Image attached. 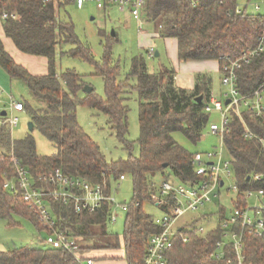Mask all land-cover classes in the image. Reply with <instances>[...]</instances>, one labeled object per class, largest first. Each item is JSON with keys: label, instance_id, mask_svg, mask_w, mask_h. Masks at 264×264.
Listing matches in <instances>:
<instances>
[{"label": "trees", "instance_id": "1", "mask_svg": "<svg viewBox=\"0 0 264 264\" xmlns=\"http://www.w3.org/2000/svg\"><path fill=\"white\" fill-rule=\"evenodd\" d=\"M70 3V0L58 4H44L41 0H0V15L5 11L17 14L16 18L3 19L6 35L20 51L48 60L46 74H33L14 59L0 39V65L12 79H20L27 85L34 102L22 100L25 110L31 116L34 129H39L56 147L54 154L40 155L30 130L24 138L14 139L7 125L0 126V216L21 214L41 230L36 215L21 194L4 187L5 173L8 177L16 174L12 152L34 177L57 167L94 183L104 180L109 183L111 176L129 174L133 180L132 203L140 204L132 205L126 212L122 236L107 231L109 202H104L95 212L81 213L76 212L73 205L53 200L51 203L60 225L80 237L83 250L124 248L128 264H144L150 235L161 231L153 216L144 210V203L152 202L158 175L172 176L182 182L197 180L193 165L195 153L180 144L173 133L181 131L195 144L201 140L209 124L210 113L205 112V105L210 97L212 78L206 73H197L193 89L179 86L174 68L163 65L151 71L146 58L139 53L132 57L127 79L120 80V65L112 61V34L107 35L103 60L96 61L90 46L77 36L73 22L61 16ZM144 14L161 37L177 39L181 61L218 60L223 65L225 57L233 58L256 47L264 32V13L239 9L237 0H146ZM67 43L73 46L65 49ZM59 50L62 56L81 57L95 64L97 73L104 78L105 98L97 95L93 88L83 98L78 96L84 87L83 75L75 69L58 72ZM238 75L242 94L252 93L264 85V52L244 64ZM130 78L136 80L133 88L139 95L138 156L133 155L134 144L126 138L128 106L124 94ZM200 95H203L202 102L196 100ZM79 104L94 107L109 117L112 128L130 152L127 159L107 161L98 143L78 121ZM248 129L264 137V119L249 110H244L242 115L232 110L231 132L226 135L225 144L241 191L240 205H248L245 196L248 189L264 188V149L258 138L246 136ZM165 163L168 166L165 167ZM256 175H261V179H256ZM224 219V211H221L214 227L206 234H191L188 241L176 235L170 243L167 264H229V259L234 262L236 255L231 247H226L225 258L216 257L217 243L224 238L221 224ZM235 228L242 230L240 224ZM243 244L246 264H264V236L250 234L245 229ZM0 264H74V258L71 253L48 247L41 240L40 245L0 248Z\"/></svg>", "mask_w": 264, "mask_h": 264}, {"label": "built area", "instance_id": "2", "mask_svg": "<svg viewBox=\"0 0 264 264\" xmlns=\"http://www.w3.org/2000/svg\"><path fill=\"white\" fill-rule=\"evenodd\" d=\"M44 4H58L65 0H41ZM78 8H82L86 0H70ZM97 6L101 9H108L110 6H118L120 9L130 7L132 16L138 21L139 29L142 30L143 22L146 20L144 10L146 0H96ZM2 19L9 17L16 18L14 12H3ZM264 52V32L259 36L256 47L247 49L238 56L225 57V63L221 66V83L225 86L221 98L211 93L205 105V112L213 111L220 114L221 123L212 122L209 124L210 133L221 137L219 147L215 151L196 152L193 158L194 170L197 180L193 182H182L174 177H165L161 184L156 185V191L151 194L152 202L163 211V217L153 218L155 224L161 227V231L153 233L149 237L148 247L144 264H167V253L172 239L180 235L183 241H188L191 234H206L208 228L204 225L196 226L195 217L183 221L181 219L188 212L199 213L212 203L220 194V188L225 185L223 174L234 176L232 160H224L226 148L225 138L231 132L232 110L242 115L244 110H249L255 116L264 119V85H261L254 92L242 94L238 88V71L244 64L250 63L256 56ZM149 56H155V48L148 50ZM0 91V126L7 125L11 130L19 123V113L25 110L24 102L10 95V101L6 102L1 97ZM230 103L226 104V100ZM6 111V115H3ZM247 137H256L260 140L264 149V137H260L248 129ZM11 160L14 163L16 174L6 178L4 187L12 192L20 193L23 200L30 205L36 215L41 229L46 231L45 237L41 240L51 248L62 249L71 253L74 264H97L96 259L90 251L82 249L81 239L70 228H63L60 225L57 214L54 211L51 201L61 202L64 205H73L76 212H95L104 202L111 204L109 220L117 221L119 211L127 212L139 202L128 204L117 203L111 193L113 180L120 183L127 178L121 174L118 178L110 177L109 183H94L84 177L70 175L57 167L50 171H43L38 177H34L30 169L22 161L11 153ZM256 175V179H261ZM120 183L118 185L120 186ZM223 183V184H222ZM235 199L234 213L225 218L221 224L224 229V238L217 243L216 257L223 259L227 256L226 247L235 251L236 264H246V257L243 253V236L245 229L250 234L264 236V201L261 206L254 208L255 216L249 213L248 205L239 204L240 188L237 182L232 188ZM264 197V188L248 189L245 196ZM195 215V214H194ZM240 224L242 230H237L236 225ZM229 264H234L229 259Z\"/></svg>", "mask_w": 264, "mask_h": 264}, {"label": "rangeland", "instance_id": "3", "mask_svg": "<svg viewBox=\"0 0 264 264\" xmlns=\"http://www.w3.org/2000/svg\"><path fill=\"white\" fill-rule=\"evenodd\" d=\"M72 2V1H71ZM62 18L70 20L75 26V32L77 36L90 46L96 61H102L105 53V45L108 42L109 34H112V61L119 63L120 72L119 79L125 80L128 77V73L131 68V61L134 55L142 53L146 58L149 69L151 71H157L161 66H167L175 68L180 71L183 61H181L177 55V52L173 50L172 44L169 45L167 53L165 51V44L163 37H156L154 39V48L160 50V56H149L147 47H142L140 44L141 31L150 29L149 22L144 20L142 30L139 29L138 21L132 16L130 7L120 9L118 6H110L108 9H101L97 6L96 0H86L82 8H78L74 3L68 4L61 13ZM94 17V19H92ZM151 24V27H154ZM115 32L113 35L112 32ZM166 42V41H165ZM167 44V43H166ZM73 45L67 43L64 45L65 49L71 48ZM149 50V49H148ZM33 69L43 70L47 66L45 58L35 60L33 62ZM66 69H75L78 73L83 75L84 87L78 92V96L83 98L88 92V89L93 88L94 92L105 98V82L104 78L97 73L94 63L83 59L81 57H73L69 55L62 56L60 50L57 55V70L62 73ZM187 70H190L188 68ZM180 72L181 81L184 82L186 75H189V71ZM186 72V73H183ZM192 73V71L190 72ZM213 83H215V93L220 98L225 86L221 84V73L214 71ZM179 79H176V83H179ZM136 84V80L133 78L128 79V85L125 92V103L128 106V132L126 138L134 144L133 155H139L138 140L140 137V118H139V95L136 88L133 86ZM2 92V99L6 102L10 101V95L18 100L33 101L27 85L20 79H13V82L4 89ZM264 95V93H263ZM19 123L13 127L12 134L14 139L24 138L29 131V122L31 116L27 110L19 113ZM77 118L84 131L100 146L108 162L117 161L119 159H127L130 152L124 147L123 143L117 136V132L112 128L109 121V117L102 111L91 107L87 104H79L77 106ZM212 122L221 123L220 114L213 111L210 114L209 124ZM209 124L205 129L200 141L196 144L191 142L181 131L173 133L174 138L190 150L193 153L206 152L208 150L215 151L216 147H219L221 137L217 134L210 133ZM36 141L37 153L40 155H52L56 152L55 145L45 136L39 129L31 131ZM224 160L231 161V156L227 148L224 150ZM127 178L122 181L113 180L111 183V193L115 197L117 203H132L133 198V180L131 175L126 174ZM163 175H158L155 178V185H159L164 180ZM225 185L220 188V194L214 201L208 204L199 213L188 212L186 216L181 219V223L190 219L191 217H198L200 214L207 213L210 217L208 220L204 218L199 219L194 225H204L206 228L214 226L218 222L220 212L224 211L225 218L230 217L235 210L234 193L232 186L235 185V176H228L223 174ZM120 183V186L118 185ZM261 200L264 201V197L252 196L248 198V209L251 216H255L254 208L261 206ZM144 210L153 216V218L163 217V211L157 207L153 202L146 201L144 203ZM119 211V217L117 221L112 222L109 220L107 223V231L113 234L122 236L125 231L126 213ZM46 231L39 230L36 225L28 218L21 214H14L12 217L0 216V248L3 250H9L14 247H20L27 244H41V238L45 237ZM259 236V235H258ZM89 244L90 241H87Z\"/></svg>", "mask_w": 264, "mask_h": 264}, {"label": "crops", "instance_id": "4", "mask_svg": "<svg viewBox=\"0 0 264 264\" xmlns=\"http://www.w3.org/2000/svg\"><path fill=\"white\" fill-rule=\"evenodd\" d=\"M238 3V7L239 9H247L248 11L251 12H256L259 11L261 13H264V0H237ZM150 29L141 31L140 33V44L142 47H147L148 49L151 47H154L155 42L154 39H156V37H161L159 31L157 30V27H151V24H153L152 22H149ZM0 39L2 40L5 49L14 57V59L24 65L31 73L33 74H46L48 72V60L45 57L42 56H35V55H30V54H26L22 51H20L16 45L14 44L13 40L8 37L4 31V27H3V19L2 16L0 15ZM164 39V44H165V51L167 53V50H169V43L172 44L174 53L175 51L177 52L178 55V41L175 38L172 37H168V38H162ZM166 41V42H165ZM167 43V44H166ZM147 49V51H148ZM159 52L158 55H156V52ZM160 50L158 48H156L155 50V55L156 56H160ZM168 55V53H167ZM37 58L39 59H43L45 58L46 62H47V66H45V68H43V70H36L33 69V62L35 60H37ZM221 66L222 64L218 61V60H200V61H183V64L181 66L180 71H176V79H179V83L177 84L179 86L188 88V89H193L195 87L196 84V74L197 73H206L209 76H211L212 78V85H211V93H215V88L216 85L215 83H213L214 79H213V75L211 74L214 71L220 72L222 75V71H221ZM182 68L184 69V71H186L188 68H190L189 71V75H186V79L184 80V82L181 81L180 78V72H182ZM192 71V73H190ZM186 73V72H183ZM188 74V73H186ZM222 78V76H221ZM220 78V79H221ZM13 82V79L10 77V75L7 73V71L0 65V91L1 92H5V88L7 89V87ZM222 84V83H221ZM210 93V94H211ZM216 95H220V93H215ZM235 176V173H234ZM236 180V178H235ZM207 213L204 214H200V216L198 215V217L196 216V219H202L204 218L205 220H208V217H210L209 215L206 216ZM226 217V215H225ZM210 220V219H209ZM208 220V221H209ZM219 222V219H218ZM217 222V223H218ZM216 223V224H217ZM214 224V226L216 225ZM211 226L210 228L214 227ZM208 227V229H210ZM91 255L96 259L97 264H128V261L126 259V253L124 248H119V249H101V250H92L90 251Z\"/></svg>", "mask_w": 264, "mask_h": 264}, {"label": "water", "instance_id": "5", "mask_svg": "<svg viewBox=\"0 0 264 264\" xmlns=\"http://www.w3.org/2000/svg\"><path fill=\"white\" fill-rule=\"evenodd\" d=\"M92 19H94V17H92ZM112 33H113V35H115V32H114V31H113ZM158 54H159V52L157 51V52H156V55H158ZM89 90H91V88L88 89V91H89ZM196 100H197L198 102H202V100H203V95L198 96V97L196 98ZM230 101H231L230 99H227L225 103H226V104H229ZM3 115H6V111H3ZM33 129H34V123H33V121H30V122H29V130L32 131ZM164 166H165V167L168 166L167 163H165ZM250 179H251V176L248 177V180H250ZM222 184H223V183H222Z\"/></svg>", "mask_w": 264, "mask_h": 264}]
</instances>
